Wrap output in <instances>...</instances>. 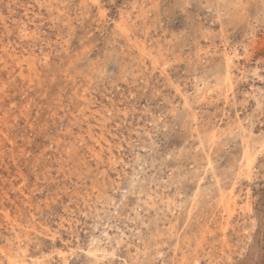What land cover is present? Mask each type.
Wrapping results in <instances>:
<instances>
[{"label": "rangeland", "instance_id": "rangeland-1", "mask_svg": "<svg viewBox=\"0 0 264 264\" xmlns=\"http://www.w3.org/2000/svg\"><path fill=\"white\" fill-rule=\"evenodd\" d=\"M0 264H264V0H0Z\"/></svg>", "mask_w": 264, "mask_h": 264}, {"label": "bare ground", "instance_id": "bare-ground-1", "mask_svg": "<svg viewBox=\"0 0 264 264\" xmlns=\"http://www.w3.org/2000/svg\"><path fill=\"white\" fill-rule=\"evenodd\" d=\"M227 69V68H226ZM216 134V133H215ZM214 134V135H215ZM214 135H212V138L213 137H215ZM248 157V156H247ZM254 160V157H252V156H249V159H248V166H247V170H249L250 169V164L252 163V161Z\"/></svg>", "mask_w": 264, "mask_h": 264}]
</instances>
